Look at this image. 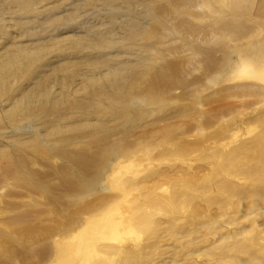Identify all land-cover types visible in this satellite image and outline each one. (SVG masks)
<instances>
[{"label":"bare ground","instance_id":"bare-ground-1","mask_svg":"<svg viewBox=\"0 0 264 264\" xmlns=\"http://www.w3.org/2000/svg\"><path fill=\"white\" fill-rule=\"evenodd\" d=\"M201 243L264 264V0H0V264Z\"/></svg>","mask_w":264,"mask_h":264},{"label":"rangeland","instance_id":"rangeland-1","mask_svg":"<svg viewBox=\"0 0 264 264\" xmlns=\"http://www.w3.org/2000/svg\"><path fill=\"white\" fill-rule=\"evenodd\" d=\"M160 28V26H158V28H157V30H156V34L158 35V33H161V32H159L158 31V29ZM235 58V57H234ZM233 58V59H234ZM232 59V60H233ZM233 61H235V60H233ZM52 167H53V165H52ZM51 167V168H52ZM54 169V168H53ZM55 176H57L59 179H60V175L59 174H56ZM67 178H70L69 179V181L68 182H70V181H72L73 180V177L69 174V173H66L65 174V176H63L62 177V181L64 180V179H67ZM18 180H20V179H18ZM182 184H184V182L183 181H180V182H176V183H173L172 184V186H173V188H177V189H184V188H182ZM6 189H8V190H12L13 188H6ZM37 191H40L38 188H37ZM89 197H85L84 198V201H86L87 199H88ZM34 203H35V199H34ZM12 205V204H11ZM16 211V210H15ZM245 213H243V212H237L236 213V215L230 220V221H228V224L229 225H227L226 227H228L229 228V226L231 225V227L232 228H234L235 226L237 227V228H241V227H243L244 225L246 226V223H247V225H248V222H250V221H248V220H250V218L252 217L250 214H248L246 211H244ZM240 213V214H239ZM245 214V215H244ZM244 215V216H243ZM216 216V215H215ZM246 216V217H245ZM248 217V218H247ZM215 218V217H214ZM218 219V218H217ZM232 221V222H231ZM183 222H186V221H183ZM227 222V221H226ZM56 223V222H55ZM198 223H204V222H198ZM197 224V223H196ZM5 227V226H4ZM6 228V227H5ZM58 235V234H57ZM252 238H255L254 237V233H253V235H252ZM210 241H211V245H212V248H214V249H212V251H208V253H217L218 252V246H220V244L218 243V242H212V239L210 238L209 239ZM202 244H204V243H201L200 245H202ZM200 245H197V247H196V249H197V253H198V256L194 253V255H192L191 257V260L187 257L188 256V254H187V252H183V250H182V253H181V259H180V262H179V264H192L195 260H196V262L194 263V264H203L202 263V260H204V259H206L207 257L205 256L206 255V252H207V250H205V251H203V252H200V251H202V249H205L206 248V246H200ZM199 246V247H198ZM49 247H51V245L49 246ZM210 247V246H209ZM215 247H217L216 248V250H215ZM202 248V249H201ZM192 250L194 249V248H191ZM199 249V250H198ZM228 251V250H230L229 249V247H225L224 248V252L225 251ZM26 251H30V248H29V250L28 249H26ZM191 251V250H190ZM195 252H196V250H195ZM207 253V254H208ZM185 255V256H184ZM208 256H210L209 254H208ZM184 258V259H183ZM187 258H188V260H187ZM185 260V261H184ZM218 264H220L221 262H217ZM148 264H150V262L148 263Z\"/></svg>","mask_w":264,"mask_h":264}]
</instances>
